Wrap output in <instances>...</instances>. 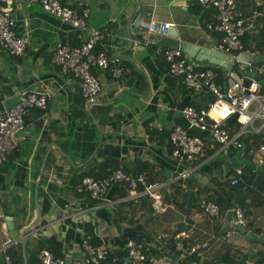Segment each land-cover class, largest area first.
<instances>
[{"label":"crops","instance_id":"0c3cea01","mask_svg":"<svg viewBox=\"0 0 264 264\" xmlns=\"http://www.w3.org/2000/svg\"><path fill=\"white\" fill-rule=\"evenodd\" d=\"M234 1L248 27L241 37L247 52L239 61L217 49L219 33L205 28L215 21V11L195 0H62L70 8L84 2L89 9L88 27L105 33L96 49L118 55L124 68L118 79L92 69L100 92L91 105L82 99L78 82L62 74L52 61L57 44H80L74 29L37 4H13L16 33L29 44L21 57L0 49V115L17 104L23 91L40 88L49 97L46 111L27 112L18 146L0 168L5 217L0 223V264H7L5 253L10 264H24L21 238L38 212L40 218L26 238L27 264H41L42 250L69 261L80 259L84 234L91 236V244L92 239L99 243L93 246L108 248L107 264H125L130 239L156 257L152 264H264L262 118L253 119L240 138L244 161L239 162L236 152L213 150L217 144L211 141L204 149L206 158L193 164L179 162L171 155L170 132L176 124L185 125L184 107L204 108L210 97L186 89L181 79L168 74L167 63L153 48L140 44L150 40L152 47L180 48L195 70L213 71L217 83L226 77H244L257 81L264 94V6H257V0ZM255 11L258 14L253 16ZM151 24L172 25L174 35L148 34ZM258 107L255 103L249 110ZM200 134L194 136L205 137ZM258 158L263 159L261 164ZM112 164L129 175L141 173L151 182L167 183L163 190L166 209L156 212L149 199L121 197L122 185L109 188L103 200L76 192L82 178H104L113 170ZM240 164L250 185L246 191L229 185L232 167ZM202 199L217 204L219 213L197 217ZM236 207L246 210L247 225L238 227L227 243L224 235ZM7 216L14 223V238L9 237ZM180 233L186 234L184 252L173 243ZM6 243L11 244L4 252ZM123 252L125 256L119 258L117 254Z\"/></svg>","mask_w":264,"mask_h":264},{"label":"built area","instance_id":"2783aa9c","mask_svg":"<svg viewBox=\"0 0 264 264\" xmlns=\"http://www.w3.org/2000/svg\"><path fill=\"white\" fill-rule=\"evenodd\" d=\"M204 9L215 11V21L205 25L208 31L219 33L220 38L217 49L225 54H230L235 59L247 52L241 41V37L248 31L245 24L243 12L236 7L234 0H195ZM23 2L27 4H37L47 14L55 17L60 22L70 25L79 36L80 44L73 47L67 43H59L53 49L52 61L58 66L64 75L72 76L79 86L82 98L85 102L94 103L100 92V83L92 74V69H100L110 73L112 79H118L123 75L124 68L121 58L117 55H109L104 51H96L97 45L104 39L105 33L102 30L89 28L87 18L89 9L84 2H78L76 8H70L62 0H0V49L12 56L21 57L25 54L29 44L28 39L16 33V21L12 17L13 4ZM257 6H264L261 0L255 2ZM258 12H253V16ZM166 28L170 25L164 24ZM158 24H151L147 33L155 34ZM85 35V38L83 36ZM144 47L153 48L155 54L160 56L168 65V74L181 79L182 84L194 94H202L210 97L204 108L186 106L182 110V116L187 124L183 127L180 124L172 128L169 141L172 147L171 155L181 163L193 164L204 159V149L211 141L219 146L220 151L227 153L236 152L239 162L244 161L246 152L242 149L240 141L246 128L251 126L255 118H262L261 111L264 108V94H261V87L257 81L241 77L233 79L226 77L222 83H217V75L209 70H195L184 58L180 48L152 47L153 41L146 40L140 42ZM264 80V77H263ZM49 95L40 88L23 91L19 94L18 102L13 107L4 110L0 115V168L8 160L10 155L18 146L20 132L24 129V118L30 109L47 110ZM233 101L235 103L233 104ZM227 104L234 111L226 119L218 124L209 119L208 110L218 103ZM246 103V107L244 104ZM259 103L256 111H250V107ZM243 114L247 117L244 122L239 121V116ZM233 120L235 125L229 122ZM264 125V124H263ZM190 130L203 133L204 138L194 136ZM264 151V145L259 147ZM252 151H250L251 153ZM257 162L261 164L262 158ZM229 175V185L236 186L243 183L242 189L248 190L250 185L243 181L244 165L240 164L232 167ZM188 173H182L185 177ZM114 185H122L128 193L127 200H137L140 197H147L156 212H162L167 205L164 201L163 190L167 186L165 182H151L146 175H129L123 170L111 171L104 178L84 177L75 186L76 192L87 193L94 200H103L106 192ZM233 219L230 222V229L224 235V240L231 243L238 227L247 225L246 210L236 207L232 210ZM219 213L217 204L202 199L199 202L197 217L216 216ZM5 221L0 203V223ZM23 236V235H22ZM186 234L180 233L173 237L175 249L184 252L182 240ZM11 244L6 243L5 246ZM82 256L80 259L69 261L56 257L48 250L39 252L38 260L41 264H105L109 255L105 246H93L91 236L84 234L81 240ZM191 249V252H194ZM125 264H152L154 256L143 251L141 246L133 240L126 242ZM7 264L9 256L4 254Z\"/></svg>","mask_w":264,"mask_h":264},{"label":"water","instance_id":"95a60500","mask_svg":"<svg viewBox=\"0 0 264 264\" xmlns=\"http://www.w3.org/2000/svg\"><path fill=\"white\" fill-rule=\"evenodd\" d=\"M158 30H159V33H162V34L174 35V27L172 25H170L168 28H166L164 24H159ZM173 37H176V36H173ZM88 104L91 105L92 103H88ZM231 214L233 215V212ZM39 218H40V214L38 212L37 213V220L24 230L23 237L21 238V246H22V254L24 256V264H27L26 260H25V244H26L27 234H29L30 231L33 230V228L37 224ZM6 222H7V230L9 231V237L14 238L16 236V231L14 230V223H13L12 218L7 216ZM247 238L249 239L248 235H247Z\"/></svg>","mask_w":264,"mask_h":264},{"label":"clouds","instance_id":"9594fccd","mask_svg":"<svg viewBox=\"0 0 264 264\" xmlns=\"http://www.w3.org/2000/svg\"><path fill=\"white\" fill-rule=\"evenodd\" d=\"M234 103H235V101H233V104ZM244 106L245 107L247 106L246 103L244 104ZM233 111H234L233 108H230L227 104H224V103L221 102V103L213 105L208 110L207 116L209 117V119H211L212 121H214L215 123L218 124L220 121L226 119L229 115H231L233 113ZM246 120H247V117L244 116L243 114H241L239 116V121L240 122H244Z\"/></svg>","mask_w":264,"mask_h":264},{"label":"trees","instance_id":"16d2710c","mask_svg":"<svg viewBox=\"0 0 264 264\" xmlns=\"http://www.w3.org/2000/svg\"><path fill=\"white\" fill-rule=\"evenodd\" d=\"M245 50H246V49H245ZM96 51H97V49H96ZM82 99H83V98H82ZM230 123L232 124V123H234V121L231 120ZM184 126L186 127V123H185V125H183V127H184ZM189 133H190L191 135H194V134L201 135L199 132H196V131H194V130H190ZM244 140H245L246 142L249 141L248 137L245 138ZM218 147H219V146L216 145V148L214 147L213 150L217 149ZM222 152H223V151H222ZM10 156H11V155H10ZM112 168H113V170H116L115 168H117V167H116L115 164H112ZM113 170H111V171H113ZM111 171H110V172H111ZM110 172H109V173H110ZM109 173H108V174H109ZM140 174H141V173H140ZM243 181L245 182V176H243ZM245 183H246V182H245ZM242 186H243V183H239V184L236 185V186H231V185H230V187H231L232 189H234V190L237 189V190H239V191H245V190L242 189ZM120 188H121V191H120L121 194H120V196H121V197H124L125 195L127 196L128 193H127L126 191H125V193L122 192L123 189H125V188H124V187H120ZM248 189H249V188H248ZM140 198H142V199L144 198L145 200L148 199V198L145 197V196L140 197ZM145 200H144L143 205H146V206H147V203H146ZM131 201H135V200H131ZM123 204H124V203H123ZM123 204H122V205H123ZM128 205H129V204H128ZM129 206H131V205H129ZM86 232H87V233H90V234L92 233L91 230H89V229H87V228H86ZM130 240H131V239H130ZM133 241H135V240H133ZM135 242H136V241H135ZM136 243H137V242H136ZM92 244H93V245H99V243L93 241V239H92ZM137 244H138V243H137ZM138 245H139V244H138ZM141 249H142L143 251H146V250L143 249L142 247H141ZM146 252H148V251H146ZM148 253H149V255H152V253H150V252H148ZM117 256H118L119 258H123V257L125 256V253L123 252V253L117 254ZM107 258H108V257H107ZM107 260H109V258L106 259L105 264H107ZM19 264H22L21 261H20ZM146 264H147V263H146Z\"/></svg>","mask_w":264,"mask_h":264},{"label":"rangeland","instance_id":"374dc122","mask_svg":"<svg viewBox=\"0 0 264 264\" xmlns=\"http://www.w3.org/2000/svg\"><path fill=\"white\" fill-rule=\"evenodd\" d=\"M249 75H250L251 77L254 76V74H252V73H249ZM255 125H256V126L259 125V122L256 121ZM260 135H262V134H260Z\"/></svg>","mask_w":264,"mask_h":264}]
</instances>
